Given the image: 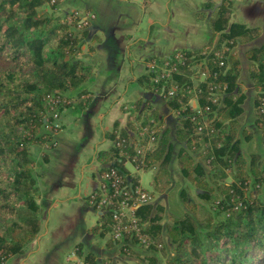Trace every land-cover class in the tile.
Segmentation results:
<instances>
[{
  "label": "trees",
  "instance_id": "16d2710c",
  "mask_svg": "<svg viewBox=\"0 0 264 264\" xmlns=\"http://www.w3.org/2000/svg\"><path fill=\"white\" fill-rule=\"evenodd\" d=\"M48 2L0 0V62L5 64L0 70V256L5 262L22 254L41 228L42 210L37 203L40 195L30 151L33 145L52 146L53 132L45 129L48 107L44 99L59 95L71 100L57 107L59 118L75 101L82 108L89 97H83L87 95L84 91H76L94 76L92 67L80 56L91 22L84 25L77 17L67 23L54 12H38ZM58 4L55 0L51 7ZM232 12L231 2L225 0L210 16L209 42L196 51H180L184 63L177 66L172 84L154 83L159 72L156 70H148L136 80L152 96L165 99L180 124L176 129V139L181 143L177 168L201 192L200 197L212 199L213 210L201 212V226L190 214L173 219L165 228L159 224L162 210L154 205L153 197L171 185L170 144L168 130L149 100L125 104L124 112V107L130 108L126 126H116L112 132L113 139L118 135L119 141L131 144L113 146L98 154L105 168L115 167L124 176L130 175L125 152L138 169H155L152 193L147 191L152 200L137 210L143 232L154 244L143 248L134 238H127L116 243L125 256H138L137 251L151 253L148 261L158 264L155 254L163 250V264H264V187L261 197L257 195L264 186V170L256 166L259 154L252 155L247 164L239 151V136L248 138L252 130L245 125V94L238 85L241 67L236 54L238 46L257 39L261 32L259 28L230 23ZM223 48L228 51L221 53L222 58L215 57V52ZM244 56L254 88V125L264 141V116L259 112L264 96V42L248 49ZM149 61L161 65L174 60L170 56ZM170 85L177 91L167 97ZM213 92L218 98L214 104ZM192 98L202 108L209 107L202 113L207 128L201 133L196 126L200 116L187 108ZM184 106L186 110L182 111ZM141 128H146L147 134L153 132L155 148L133 160L136 147L147 141V136L137 137ZM226 170L232 172L229 183ZM110 225L109 216L104 215L100 227L109 233ZM164 235L171 245L168 250L161 246ZM76 254L82 257L80 250ZM82 259L94 264L90 255Z\"/></svg>",
  "mask_w": 264,
  "mask_h": 264
},
{
  "label": "crops",
  "instance_id": "0c3cea01",
  "mask_svg": "<svg viewBox=\"0 0 264 264\" xmlns=\"http://www.w3.org/2000/svg\"><path fill=\"white\" fill-rule=\"evenodd\" d=\"M224 1L58 0L62 16L72 11L94 14L80 55L84 64L92 67L94 76L76 91L87 94L86 104L81 108L75 101L62 111L60 129L53 133L51 148L31 147L30 159L40 195L37 203L42 210L41 228L24 252L5 264H69L68 256L77 250L82 254L79 258L90 255L94 264L143 260L140 257L146 253L137 251L139 256L133 258L122 253L121 246L100 227L104 214L88 204V197L97 188L99 174L106 166L98 160V154L113 147L118 138V135L116 139L111 137L115 127L126 126L128 114L123 106L147 99L168 130L171 185L167 190L175 181L187 184L177 168L181 143L176 139V129L180 124L166 100L152 96L136 80L147 74L151 59L204 47L211 36L210 16ZM229 1L233 10L230 23L259 28L261 32L257 39L236 48L241 67L238 85L245 94V122L256 130L254 88L244 55L264 42V0ZM129 165L132 164L125 163L130 174L128 180L135 178L141 186L132 171L133 165L131 169ZM150 170L154 176L155 169ZM163 243L169 245L167 235Z\"/></svg>",
  "mask_w": 264,
  "mask_h": 264
},
{
  "label": "built area",
  "instance_id": "2783aa9c",
  "mask_svg": "<svg viewBox=\"0 0 264 264\" xmlns=\"http://www.w3.org/2000/svg\"><path fill=\"white\" fill-rule=\"evenodd\" d=\"M54 2L55 0H51L52 4ZM80 16L81 22L84 25H87L88 22L94 18V16H90L89 14L80 15L79 11H73L70 18L74 19ZM70 22L71 20L67 23ZM227 51V48H223L221 52H215L214 55L221 59V53ZM171 57L174 60L172 63L166 61L161 65H158L154 61L148 63V70L159 71L154 83L159 84L160 81H163L166 86L172 84L173 73L177 70L178 65H183L184 58L180 52L174 53ZM223 64V61L219 62L220 66H223ZM176 91L177 87L170 85V88L167 90V97H172ZM214 94L215 93L213 92L212 95L214 98L211 100L212 104L217 103L218 101V98L215 97ZM44 101L48 107L47 116L45 118V129L49 132L55 133L60 129L59 114L56 109L60 104H69L70 101L59 95H47ZM187 108H190L196 115L200 116V120L196 121V126L197 132L201 133L203 129L207 128L206 115H203L202 113L203 110L209 111V107L202 108L197 100L192 98L188 100ZM125 110L129 115L130 108L125 107ZM184 110H186L185 106L182 111ZM259 112L264 116V96L260 98ZM143 136H147V141L145 145L136 147V155L132 158L133 160H135L138 155L143 156L147 150H153L155 148V137L153 132L147 134V129L141 128L137 133V137L141 139ZM126 143L129 145L131 144L130 141L125 142L122 139L120 141L117 139L113 146L121 148ZM123 155L128 159L125 163H130L129 154L125 152ZM133 167L135 169L137 168L136 166ZM151 200L152 198L149 196V193L139 184L128 180V176H124L117 168L108 167L100 172L97 188L90 193L88 204L95 211H99L102 214L109 216L111 221L109 238L115 243H121L127 238H134L140 246L143 248H149L154 242L148 234L143 232L144 225L137 216V210L140 206L149 203ZM156 246L158 248L160 245ZM67 262L69 264H88L75 253L68 256ZM0 264H5V261L1 256Z\"/></svg>",
  "mask_w": 264,
  "mask_h": 264
},
{
  "label": "rangeland",
  "instance_id": "374dc122",
  "mask_svg": "<svg viewBox=\"0 0 264 264\" xmlns=\"http://www.w3.org/2000/svg\"><path fill=\"white\" fill-rule=\"evenodd\" d=\"M51 0H49L48 4H45L43 8L38 10V12L42 13H52L54 12V15L57 17L64 18L67 22L70 20H73L70 18L72 13H67L65 15L63 14V11L58 5L52 6L51 7ZM54 4V3H53ZM53 9V10H52ZM73 12V11H72ZM89 14L90 16H94L93 13L88 12V11H83L80 12V15H86ZM68 16L67 18H65ZM81 17V16H80ZM69 18V19H68ZM92 21V20H91ZM5 67V64L3 61L0 62V70ZM60 121V120H59ZM249 125L247 126V123L245 122V125L252 131L250 132V136L248 138H244L243 136H239V151L243 155V157L246 160V163H250V159L252 155H257L259 154L260 159L258 162H256V166L260 170H264V141L262 140V137L260 135L259 130L257 129L254 130V127L251 125V123H248ZM250 129V130H251ZM129 169L132 168V165L128 166ZM134 169V170H133ZM132 171L137 174L141 187L145 189L146 191H149L152 193V186H151V181L153 178V171L152 170H147L143 171L141 169H135L132 168ZM231 170H226V174L228 175V179L226 180L228 183L231 181ZM250 175V174H248ZM251 176V175H250ZM252 176L250 177V181L252 180ZM185 185L188 187H185ZM182 184V182L175 181L173 183V186L169 191L165 190L162 193H165V195L160 196L159 198L157 197V194H154L156 196V200H153L154 205L157 204L156 206L159 207L162 210V214L159 217V224L163 225L165 228L168 224L170 225L173 222V219H179L181 218L184 214H190L194 221L201 226V219L202 215L201 212H211L213 208L211 207L212 199L205 200V198L200 197V193L196 188L191 186L187 182V184ZM250 187V186H249ZM263 185L260 187L259 192L257 195L261 197L262 192H263ZM158 198V199H157ZM213 198V197H212ZM210 209H212L210 211ZM160 211V210H159ZM165 231V229H164ZM168 244L162 243V247H166L168 250V246L170 249V242L168 241ZM159 246L158 248H161ZM163 251V250H162ZM158 252L155 255H158L156 260L158 264H163L165 262L164 254L163 252ZM146 253V252H145ZM168 253V251H167ZM143 254V253H142ZM151 253L148 254H143V257H140L143 259V261H129V264H150V261H148ZM139 256V255H138ZM134 255H130L128 257L133 258V257H138Z\"/></svg>",
  "mask_w": 264,
  "mask_h": 264
}]
</instances>
